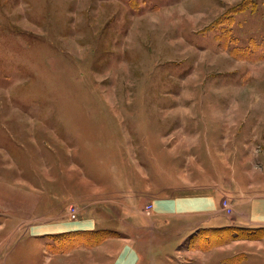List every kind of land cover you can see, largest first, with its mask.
<instances>
[{"label": "rangeland", "instance_id": "rangeland-1", "mask_svg": "<svg viewBox=\"0 0 264 264\" xmlns=\"http://www.w3.org/2000/svg\"><path fill=\"white\" fill-rule=\"evenodd\" d=\"M262 99L264 0H0V264H85L101 228L41 227L122 194L146 216L149 183L261 185L264 123L226 131ZM228 224L147 227L140 264H264V223Z\"/></svg>", "mask_w": 264, "mask_h": 264}, {"label": "crops", "instance_id": "crops-1", "mask_svg": "<svg viewBox=\"0 0 264 264\" xmlns=\"http://www.w3.org/2000/svg\"><path fill=\"white\" fill-rule=\"evenodd\" d=\"M260 111L262 112L261 115H255V117L251 116V119L248 118L245 111H242L244 116L243 122H240V118L237 119L235 115H233V117L231 116V121L228 122L231 125H229L226 131L228 136L227 138H231V133L233 132L235 127L234 124L236 123L245 125L246 123L257 122L263 126L264 99L261 100ZM259 128L260 134L258 133L256 136L252 137L254 141L253 145L256 144L258 139H262V143H264V135L261 134L263 133L261 132L262 128L257 127V129ZM259 135V138H255ZM228 141L230 142V140ZM219 152L220 151H218V153ZM231 167L234 169V175H230L231 177H227V179L222 178L223 180L217 182V185L212 186L208 192H205L203 190L204 188H202L203 181H193L189 178L187 180L182 179L183 181L181 180L178 185L162 184L163 187L159 184H153L151 186V183H149V189L148 192H145V196H151L150 201L152 204V210H150V212L148 211L149 213L146 214V216L142 207L141 209L138 204L136 206V204L131 202L132 196H122L124 195L122 194L117 195V199H102V202H100L101 205H94L90 209L91 212L88 213L89 216L86 217L83 222H79L78 225L64 223V225L61 226L60 223H56L55 225L49 223L43 225L40 230L45 231L60 229L62 227H71L63 230L66 231L68 229H72V226L94 230H97V228H101L103 230H115L117 235L108 237L97 245L86 247L89 248L87 249V251L89 250V253L86 255L90 256L89 259L91 262L87 263L89 260H87V258L80 261H84L85 264H140V260L143 258L141 253V240L144 238L141 233L147 227L151 230V227L154 226L152 230H156L158 227L157 225L164 224L165 226H171L174 224L176 225L174 226L176 230L173 231L171 229L170 235H173L174 233H177L176 235H183L181 241H184L187 239L189 234L194 231H198L200 226L205 223L212 224V227L230 225L228 223L235 222L247 225L264 223V181L261 183L263 186L256 183L257 177H260L263 173V169H261L260 166L257 168V166L254 170L247 173L248 175L246 178H249L247 185L248 189L246 191L243 190L240 193V191H236L235 186H240L242 182L239 178H237V176H235L236 168L233 165ZM257 170H261V174L257 173ZM224 181L226 183H224ZM55 183L57 186L59 185L60 188L54 190L53 194L56 196H54V198L61 201L69 196L76 197V194L74 193L75 183H66L57 179H55ZM81 187H83V185L79 186V188ZM136 187L139 188L138 185ZM150 188H154L153 191H151L152 189ZM106 189L110 188H104L99 184H93L91 193L94 195L100 194ZM58 191L60 193H58ZM64 193L67 194L63 195ZM112 193L121 194L119 192ZM45 194L46 193L43 195L45 196ZM224 202H227V205L231 208L230 212L227 211V207L223 204ZM96 203L97 202H95V204ZM118 206H121V210L118 209ZM236 213H238V215ZM131 220H133V224ZM183 224H187L188 226L186 225L183 229L177 228ZM153 232L155 236L157 231L156 233L155 231ZM154 236L152 238H154ZM232 243L234 242H228L227 245L230 247ZM223 245L226 246L225 244ZM223 245L215 248H220ZM83 248L84 247L78 249Z\"/></svg>", "mask_w": 264, "mask_h": 264}, {"label": "trees", "instance_id": "trees-1", "mask_svg": "<svg viewBox=\"0 0 264 264\" xmlns=\"http://www.w3.org/2000/svg\"><path fill=\"white\" fill-rule=\"evenodd\" d=\"M257 48H258V46H257ZM254 50H257V49H254ZM254 50L251 48L247 49V50L244 49L240 54H242V57H246L248 59H254V60L259 59V58H257V57H259V55L254 56L256 53V51H254ZM114 235H117V232L115 230H111V229H104L103 230V229H101L98 232V236H100L99 237L100 239L97 242L92 243L91 246L97 245V244L101 243V241H103L104 239H106L108 237H112Z\"/></svg>", "mask_w": 264, "mask_h": 264}, {"label": "built area", "instance_id": "built-area-1", "mask_svg": "<svg viewBox=\"0 0 264 264\" xmlns=\"http://www.w3.org/2000/svg\"><path fill=\"white\" fill-rule=\"evenodd\" d=\"M223 204L227 207V211L230 212V211H231V208L227 205V202H224ZM149 207H152V206L149 205ZM149 207H147V208H149ZM75 210H76V209L72 210V211H74V213H72V215H73L74 217L77 216V213H76Z\"/></svg>", "mask_w": 264, "mask_h": 264}]
</instances>
